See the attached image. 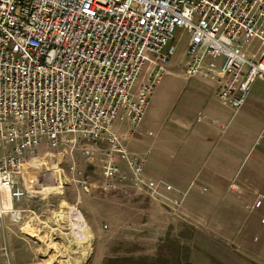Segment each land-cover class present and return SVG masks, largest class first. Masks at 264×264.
<instances>
[{
  "label": "built area",
  "instance_id": "1",
  "mask_svg": "<svg viewBox=\"0 0 264 264\" xmlns=\"http://www.w3.org/2000/svg\"><path fill=\"white\" fill-rule=\"evenodd\" d=\"M180 30L183 75L213 81L217 99L237 111L264 79V0H0V227L5 216L26 223L34 209L13 203L40 193L35 166L46 156L70 159L89 190L74 150L102 191L145 195L180 215L182 195L147 177L112 128L126 121L129 136L139 126Z\"/></svg>",
  "mask_w": 264,
  "mask_h": 264
},
{
  "label": "crops",
  "instance_id": "2",
  "mask_svg": "<svg viewBox=\"0 0 264 264\" xmlns=\"http://www.w3.org/2000/svg\"><path fill=\"white\" fill-rule=\"evenodd\" d=\"M251 47L253 52L257 44L252 43ZM184 64L182 72L176 73L179 77L183 76L187 89L186 95L178 105L182 114L179 123L183 131V140L180 143H172L174 146L181 144L182 147L180 150H169V155L177 160L176 165L172 167L157 165V169L168 178L167 182L174 188L168 193L169 196L182 195L180 215L172 214L167 208H162L161 202L158 203L159 201L145 195L133 193L128 195L121 190L112 192L119 196L112 194L105 197L118 199L117 202H120L122 207V213L120 212L115 219L116 230L120 227L119 218H123L125 224L131 222V226L125 228V237L118 241L124 240L128 242L127 244L135 245L136 251L142 254L141 257L152 258L158 250L161 238L168 234L181 235L183 227L180 224L188 223L194 228L190 246L191 264H201L196 261V252H203L207 256L208 261L206 260L204 264H250L236 259L235 253L243 256L242 253L246 255L264 252V222L261 221L264 216L258 219L242 211L243 207L247 208L263 196L258 193L251 197V190L264 189V141L260 146H254L257 139L264 135L261 134L264 129V79L256 80L252 84L245 103L237 111H233L226 104L216 100V85L213 81L199 76L185 77ZM152 94L153 91L149 101ZM148 106L149 102L147 108ZM200 112L204 115L203 118H199ZM176 121L177 119H174L170 124L172 135L175 134ZM116 124L124 129L128 126L126 121H118ZM123 131L119 129L127 145L130 136H125ZM249 153L251 161L246 167H242ZM157 157L158 154L155 159ZM121 166L124 169L125 163L122 162ZM146 175L148 176L147 173ZM78 180L79 178H72L76 183ZM231 183L236 185L235 189L230 187ZM193 187L196 191L189 195L188 189ZM203 187L206 189L202 190ZM205 191L208 194L199 195ZM145 199L148 200L147 203ZM13 204L17 208L28 206L34 210L25 216L26 223L11 222L8 217H4V224L0 227V264H76L83 263L88 256L90 257L88 264L92 262L95 254L94 242L98 236H102L103 231L100 232L98 226L90 224L82 212V219L72 214L64 218L58 216L55 219L58 225H61L60 219L63 226L69 228L75 226L77 237L72 241V247L65 252L67 254L60 248L56 250L57 253L53 254L51 251L50 255H46L45 248L38 244L40 240L37 238L43 229L48 231L53 229L55 223L50 220V215L54 212L50 213L51 210L45 207L48 213L43 214L36 202L30 204L25 199ZM137 209L141 212L135 213ZM242 219L247 221L240 224ZM28 222L33 233L28 234L23 230L24 224ZM148 224V232L140 229ZM102 228L106 230L109 225ZM46 233L47 231H44L42 236ZM142 233H145L147 238L143 237L142 242L136 239L132 241L134 235ZM253 234L260 235L262 239L259 240L256 236L252 238ZM87 240L88 244L92 243L91 249L81 246L80 242L87 243ZM113 249L111 246L110 251L103 255L101 264H105L108 258L117 257L120 249H114L115 252ZM131 249L133 250V247ZM25 253H28L26 258ZM3 258H6V261L2 260ZM245 258L251 260L250 257ZM97 263L98 261H95L92 264Z\"/></svg>",
  "mask_w": 264,
  "mask_h": 264
},
{
  "label": "rangeland",
  "instance_id": "3",
  "mask_svg": "<svg viewBox=\"0 0 264 264\" xmlns=\"http://www.w3.org/2000/svg\"><path fill=\"white\" fill-rule=\"evenodd\" d=\"M187 39L188 35L185 31L180 30L176 32L175 37L173 38V43L175 44V52L171 56L169 65L167 66V71L170 72L168 73L166 71L167 73L165 72L161 76L159 82L155 85L151 100L149 101V106L148 108H146L145 113L143 114V120L140 124L141 126L139 129H134L133 133L129 135L130 137L127 140V145L123 141L119 132V129L123 131L124 127L119 128L118 124H116L118 121H114L112 124V128L114 129V131H116V134L121 139L122 144H125L126 148L128 146V152L135 154L137 158L141 157L144 159L143 169L148 174V176L145 172L144 174L155 181H160L163 183H168V178L165 177L164 174H162L160 170L157 169V165L160 164L170 167L176 165L177 160L176 158H172L169 155V150H180L179 148L182 147L181 144L174 146L172 145V143H180L183 140V131L181 128V124L179 123V121H181L182 119V114L180 108H178V105L186 95L187 89L185 87V79L183 78V76L179 77L176 75V73L182 72V67L184 61L186 60L185 50L187 46ZM252 43H256V41H252ZM140 77L143 78V75H141ZM140 77L139 81L136 82L135 87L139 84ZM198 116L199 118L204 117L201 112L198 114ZM174 119H177V121L175 122L176 130L175 134L172 135L170 124ZM117 127L119 129H117ZM128 128L129 125L125 127L123 131L125 136L128 132ZM263 133L264 129L261 134ZM263 137L264 135L260 136L254 146H260L261 142L264 141ZM41 151V148H39V150L35 152L34 155H39ZM157 154L159 155V157L155 159V156ZM46 159H49L47 163L44 159V161L40 160V165L36 164L35 166L36 172L34 175V179L36 181V184H38L37 188L46 187L47 189H50L51 185L55 186L58 184V182H60V187L46 193H38L36 198L25 199L27 203L30 204L36 202L43 214L48 213V210H45L46 208L51 210L50 213L54 212L50 215V220L53 221L56 226L54 225L53 229L49 231L43 229L40 237L38 238L37 236H35L40 240L38 241V244L41 245V247L45 248L46 255H50L51 251H53V254H55L57 253L56 250L60 248L64 249V254H67L65 252L68 250V248L72 247V241H74L77 237V235H75L77 233V228L75 226H70V228L67 226H63L60 219L59 222L61 225H58L55 219L58 218V216L60 218H64L66 216L72 215H77L78 219H81L82 212L86 216L90 224H92L93 226H98L100 228V232L103 231L102 236H98L96 241H93L94 243H96L95 254L90 264L95 261H98L97 264H101L103 255L106 254V252L110 251L111 246H113L114 249H120L119 254L117 253V257L114 256L116 258H108L105 264H182L184 260V250H182V248L185 249V247H188L189 249V263H192L190 246L194 228L191 225H189L188 223L180 224L183 227V233L181 235H165L163 239L161 238V243L159 244L155 256H152V258L149 256L141 257L142 254L136 251L135 245L127 244L128 242L124 240L118 241L125 237V228L131 226V222L125 224L124 219L119 218L118 220L120 223V227L118 228V230H116L115 219L122 211V207L119 204L120 202H117L119 201L118 199L105 196H110L112 194H114L115 196L119 195L117 193H112V191L101 190V188L99 187V185H101L99 173H97V171H95L93 167H91L87 163L80 152L78 150L73 151V160L76 167L79 168L82 171V174L87 177L90 186L89 190H84L81 186H79L78 181L77 183L72 181V178L79 177L72 176L70 174L68 168L70 159L63 161L60 164L56 163L58 159L57 155L54 158L46 156ZM250 161L251 156L249 153L246 159H244L242 167H246L250 163ZM41 162H43L45 165L43 163L41 164ZM205 189L206 188L204 187L202 188V190ZM195 191L196 189L194 187L188 189L189 195H192L193 193H195ZM258 193L263 195L258 198V202H253L254 204L249 205L247 208L246 206L243 207L242 211L244 214L252 217H258L259 219L260 216H264V189L251 190V197L255 196ZM130 194L132 193H129L128 195ZM206 194H208L207 191L199 195ZM144 201L147 203L148 200L145 199ZM160 205L162 206V208H166L164 204L160 203ZM42 207L43 209H41ZM140 212L141 211L139 209L135 211V213ZM245 221L247 220L242 219L240 224L245 223ZM107 225H109V228L103 230L102 226L106 228ZM148 227L149 224L143 226V228L140 229L148 232ZM23 230L28 234L33 233V231L28 226L23 228ZM44 231H47V233L42 236ZM82 234H84V232ZM253 236H256V238H258L259 240L262 239L260 235L253 234L252 238ZM109 237L111 238V240H109ZM143 237H146L145 233L134 235L131 239L132 241L133 239H136V241L142 242ZM181 241L182 244H180ZM34 243L36 244V242ZM80 243L81 246L85 249H91L92 243L88 244V240L87 243ZM79 244L77 245L79 246ZM81 246L80 248L82 249ZM131 247H133V250L131 249ZM27 254L28 253L24 254V258H26ZM227 254L230 255V253ZM235 255L237 256L236 259L240 261H245L250 264H256L255 262H257L258 264H264V252H252L246 253V255L242 253L243 256H239L235 253ZM246 256L250 257L251 260H249V258H245ZM157 258H159V260L155 263H152ZM5 259L6 258H3L2 260ZM89 260L90 257L88 256L86 260L83 261V263L79 262L76 264H88ZM206 260L208 261L207 256L203 252H196L197 263L204 264Z\"/></svg>",
  "mask_w": 264,
  "mask_h": 264
},
{
  "label": "trees",
  "instance_id": "4",
  "mask_svg": "<svg viewBox=\"0 0 264 264\" xmlns=\"http://www.w3.org/2000/svg\"><path fill=\"white\" fill-rule=\"evenodd\" d=\"M181 248H182V247H181ZM182 250H184V251H183V257H184V260H183V263H182V264H190V263H189V249H188V247H185V249L182 248ZM156 260L158 261L159 258H157Z\"/></svg>",
  "mask_w": 264,
  "mask_h": 264
},
{
  "label": "bare ground",
  "instance_id": "5",
  "mask_svg": "<svg viewBox=\"0 0 264 264\" xmlns=\"http://www.w3.org/2000/svg\"><path fill=\"white\" fill-rule=\"evenodd\" d=\"M59 187H60V182H58V184L55 185V186H52V185H51V188H50V189H47L46 187L39 188V192H40V193H46V192H48V191H51V190H53V189H57V188H59Z\"/></svg>",
  "mask_w": 264,
  "mask_h": 264
}]
</instances>
